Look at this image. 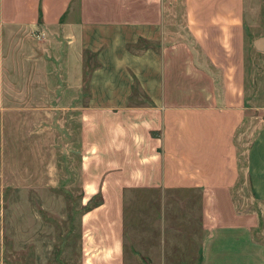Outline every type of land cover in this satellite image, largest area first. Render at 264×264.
<instances>
[{
	"label": "crops",
	"instance_id": "crops-1",
	"mask_svg": "<svg viewBox=\"0 0 264 264\" xmlns=\"http://www.w3.org/2000/svg\"><path fill=\"white\" fill-rule=\"evenodd\" d=\"M164 1L0 0V108L6 87L18 84L9 79V46L24 37L13 33L38 32L66 51L70 92L82 87L86 56L94 59L81 109L92 147L82 163L91 177L83 202L100 194L101 204L81 217L82 264H128L127 202L131 209L142 193L154 194L144 203L156 206L152 234L161 261L190 245L195 264H264V106L247 103L239 82L230 88L225 71L211 70L209 54L215 30L238 28V4L182 0L179 22L195 52L168 32ZM135 93L145 103L131 102ZM243 185L249 195L239 199L233 193ZM171 192L190 196L168 213ZM150 221L135 222L137 236Z\"/></svg>",
	"mask_w": 264,
	"mask_h": 264
},
{
	"label": "rangeland",
	"instance_id": "rangeland-1",
	"mask_svg": "<svg viewBox=\"0 0 264 264\" xmlns=\"http://www.w3.org/2000/svg\"><path fill=\"white\" fill-rule=\"evenodd\" d=\"M235 1L238 28L231 26L226 32L222 29L221 35L219 30L214 31L209 45L211 70L218 66L227 73L230 88L239 82L247 103L264 106V46L261 51L254 47V42L264 37V0ZM164 2L168 32L180 34L198 52L189 31L179 22L183 1ZM13 35L23 36L24 40L9 46V56L13 57L8 60L9 67L11 71L17 69L9 79L18 84L6 87L7 103L0 108V264H82L81 217L101 199L98 194L99 199H92L91 204L90 199L83 202V184L91 177L82 163L86 160L84 153L92 147L88 139L91 124L89 120L83 122L81 109L87 107V82L95 61L86 56L82 87L70 92L65 87L70 79L63 67L66 51L38 32ZM135 94L137 99L131 97V102L145 103L143 95L139 100V94ZM28 95L34 101L27 103ZM233 195L239 199L248 196L247 186L237 188ZM151 196L154 194L134 195L130 200L137 204L131 209L127 202L126 212L132 211L133 219L125 239L127 263L183 264L189 260V264H195L197 255L190 252V245H184L182 253L165 252L160 260L159 240L152 234L156 229L152 219L156 206L150 211L144 203ZM167 196L166 212L173 213V201L190 195L171 192ZM148 219L150 228L137 236L135 222L140 226ZM67 234L70 243L64 246L61 237Z\"/></svg>",
	"mask_w": 264,
	"mask_h": 264
},
{
	"label": "trees",
	"instance_id": "trees-1",
	"mask_svg": "<svg viewBox=\"0 0 264 264\" xmlns=\"http://www.w3.org/2000/svg\"><path fill=\"white\" fill-rule=\"evenodd\" d=\"M94 198H98V194L95 195L93 198H91L88 204H91V203H92V199H94ZM98 199H99V198H98ZM100 204H101V199H99L98 202H97L96 204L92 205V207L89 208L88 210H86L85 212H87V211H89V210H91V209H93V208L99 206ZM85 212H83V214H84ZM68 237H69V234H67V235H65V236L63 235V237H61V238H62L61 240H62L64 246H67L66 244H67L68 242L70 243V240H67ZM55 256H56V255H55Z\"/></svg>",
	"mask_w": 264,
	"mask_h": 264
},
{
	"label": "water",
	"instance_id": "water-1",
	"mask_svg": "<svg viewBox=\"0 0 264 264\" xmlns=\"http://www.w3.org/2000/svg\"><path fill=\"white\" fill-rule=\"evenodd\" d=\"M263 46H264V37L263 38H260V39H257L255 42H254V47L261 51L263 49Z\"/></svg>",
	"mask_w": 264,
	"mask_h": 264
}]
</instances>
